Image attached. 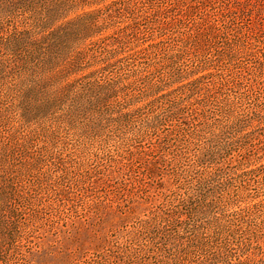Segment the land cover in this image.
<instances>
[{"label":"rangeland","instance_id":"obj_1","mask_svg":"<svg viewBox=\"0 0 264 264\" xmlns=\"http://www.w3.org/2000/svg\"><path fill=\"white\" fill-rule=\"evenodd\" d=\"M117 1L21 69L0 0V264H264V0Z\"/></svg>","mask_w":264,"mask_h":264},{"label":"trees","instance_id":"obj_2","mask_svg":"<svg viewBox=\"0 0 264 264\" xmlns=\"http://www.w3.org/2000/svg\"><path fill=\"white\" fill-rule=\"evenodd\" d=\"M58 1L59 0H20V6L17 9L13 11L9 10V13L19 14L23 17L28 12H33L36 15L38 12H42L45 16L44 18L38 19L35 22V27L31 28L28 26L29 20L26 18L22 23L14 22L12 31H9L10 34L4 39H1V42L5 45L7 51L10 52V54L14 56L18 62H20L19 67L21 69L27 68V66H40L43 63V59L46 54L55 58H58L59 54L62 55L63 52H66L67 54L74 41L80 40L81 38H89V36L91 37L96 30L100 29L98 27V18L99 15H101L100 12L97 14L85 13L83 16H79L74 21L60 25L55 30L50 31L47 35H40L39 33L44 32L45 28L55 21L56 15L61 10V4H58ZM66 1L73 4L77 0ZM78 1L85 2L87 0ZM142 1L145 2V0ZM147 1L155 2V0ZM245 1L251 2L252 0ZM134 3L135 0H121L109 6L108 9L116 10L119 5L130 6ZM37 36L39 37L36 38ZM108 46L109 44H106L105 47L107 48ZM95 86L99 88L102 87L101 85L93 82L88 83V87L92 88ZM72 93V90H69L68 92L65 89L62 90L58 94V97L53 98L52 106L55 108L58 104L62 105L65 102L64 99H68ZM28 95V92L21 91L22 100H25ZM199 189L196 190L200 193V191H198ZM192 200V196L188 197V199H183L184 202L188 203ZM197 208L198 207H196V209Z\"/></svg>","mask_w":264,"mask_h":264}]
</instances>
